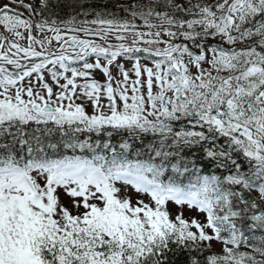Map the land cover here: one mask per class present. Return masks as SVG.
<instances>
[{
  "label": "snow or ice",
  "instance_id": "snow-or-ice-1",
  "mask_svg": "<svg viewBox=\"0 0 264 264\" xmlns=\"http://www.w3.org/2000/svg\"><path fill=\"white\" fill-rule=\"evenodd\" d=\"M0 264H264V0H0Z\"/></svg>",
  "mask_w": 264,
  "mask_h": 264
},
{
  "label": "rangeland",
  "instance_id": "rangeland-1",
  "mask_svg": "<svg viewBox=\"0 0 264 264\" xmlns=\"http://www.w3.org/2000/svg\"><path fill=\"white\" fill-rule=\"evenodd\" d=\"M21 11H22V9H21Z\"/></svg>",
  "mask_w": 264,
  "mask_h": 264
}]
</instances>
